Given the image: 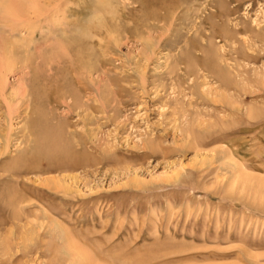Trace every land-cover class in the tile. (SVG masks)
<instances>
[{
	"label": "rangeland",
	"instance_id": "1",
	"mask_svg": "<svg viewBox=\"0 0 264 264\" xmlns=\"http://www.w3.org/2000/svg\"><path fill=\"white\" fill-rule=\"evenodd\" d=\"M35 1L41 14L4 27L24 39L34 27L38 40L31 68L18 61L0 93V264H73L63 252L74 242L98 263L95 242L107 264H264V0ZM51 47L65 54L43 63ZM29 71L43 78L33 110L24 97L6 120ZM42 109L72 159L8 171L33 150L45 123L35 137L24 125Z\"/></svg>",
	"mask_w": 264,
	"mask_h": 264
},
{
	"label": "bare ground",
	"instance_id": "2",
	"mask_svg": "<svg viewBox=\"0 0 264 264\" xmlns=\"http://www.w3.org/2000/svg\"><path fill=\"white\" fill-rule=\"evenodd\" d=\"M44 1V0H43ZM42 1V2H43ZM51 0H45L44 1V3H45V5H47L48 6V3L50 2ZM58 1V0H57ZM108 0H101L100 2H98L97 3V7H98V9L97 10H104V9H106L109 5L107 4L108 2H107ZM136 1H140V0H136ZM56 2V1H55ZM38 3H40V2H38ZM213 3V2H212ZM224 3V2H223ZM51 4V3H50ZM49 4V5H50ZM220 4V3H219ZM52 5V4H51ZM114 5V4H113ZM46 7V6H45ZM61 7V6H60ZM64 7H65V5H64ZM63 7V8H64ZM62 8V9H63ZM66 9V8H65ZM112 9V8H111ZM29 10H33V11H35V12H38L39 14H41L40 12H41V6H39L38 4H37V2L35 1V0H0V93H3L4 91H6L5 90V88L7 87V79H6V75L8 74V72L9 71H11V70H13V68L16 66V64L18 63V61H22L23 63H24V65H26V68L27 69H29V67H30V65L32 64V61H34L33 59H34V55H33V50H35V49H37V48H34V49H32L31 48V46H30V43H31V41H34V40H38L37 38V36H36V33H38V32H34V27H33V29H31V31L30 32H27V36H25V39L23 38V36L21 37L20 35H19V33L18 34H16V30H15V28L13 27V26H11V27H9L10 29H7V30H4V27H5V23H6V21H7V19L8 18H13V19H17V18H15V17H20V16H24L26 13H28V12H30ZM44 10V9H43ZM109 10V9H108ZM32 12V11H31ZM55 12V11H54ZM63 12H64V10H63ZM112 12V11H111ZM34 13V12H33ZM39 14H37V15H39ZM109 14V13H108ZM112 14V13H111ZM31 15V14H30ZM36 14L33 16V17H35V16H37ZM42 15H43V11H42ZM66 15V14H65ZM113 15V14H112ZM26 16V15H25ZM29 16V15H28ZM113 17V16H112ZM46 19V18H45ZM65 21H66V19H65ZM18 22V21H17ZM27 22V21H26ZM42 23V22H41ZM20 24V23H19ZM102 24V23H101ZM92 26V25H91ZM26 27V26H25ZM45 27V26H44ZM83 27V26H82ZM93 27H94V25H93ZM150 27H152V25H146V28H150ZM28 28V27H27ZM31 28V27H30ZM65 28V27H64ZM67 29V28H66ZM13 30H15V33H13ZM64 30V29H63ZM76 30V29H75ZM88 30V29H87ZM44 31V30H43ZM66 31V30H65ZM6 33V34H2V33ZM18 32V31H17ZM64 32V31H63ZM67 32V31H66ZM50 33V32H49ZM61 33V32H60ZM40 34V33H39ZM8 35H9V37H8ZM64 35H65V33H64ZM46 36L47 35H42V37L40 36V38H42V39H47L46 38ZM66 36V35H65ZM65 36L63 37V38H65ZM79 36V35H78ZM83 36V35H82ZM48 37V36H47ZM74 37V36H73ZM62 39V38H61ZM72 39V38H71ZM78 39V40H77ZM40 40V39H39ZM68 40V39H67ZM66 40V38L64 39V40H62L60 43H59V45L60 46H62V47H66V48H64V49H67V48H69V46H68V43L67 42H69V43H73V42H70V41H67ZM43 41V40H42ZM41 41V42H42ZM54 41V40H53ZM72 41V40H71ZM38 43H40V42H38L37 41V44ZM56 43V42H55ZM83 43H81L80 42V40H79V38L77 37V38H75L74 39V45L76 46V49L75 50H77L78 52L80 51V49L82 48V45ZM35 45V44H34ZM51 45V44H50ZM57 46H58V44H56ZM55 45V46H56ZM70 45V44H69ZM54 46V47H55ZM85 46V45H84ZM32 47H34V46H32ZM50 47V46H49ZM62 47H59V49H61ZM210 48V47H209ZM32 49V50H31ZM59 49H57V47L56 48H54V49H52V47H51V49L48 51V52H46L45 54L44 53H42V56H41V61L44 63H49L50 62V64L52 63V59H56V58H61V56L63 55V54H65L64 52V49H62L61 50V52H60V50ZM41 50V49H40ZM59 50V51H58ZM191 50V49H190ZM32 51V52H31ZM63 51V52H62ZM202 51V50H201ZM25 52V55L23 54ZM44 52V51H43ZM203 52H205V50H203ZM63 53V54H62ZM190 53H192V52H190L189 50L187 51H185V53H184V55H183V58H181V60H183V63L186 65V66H184L185 68H187V70L189 69V66L191 65V64H193V63H195L196 64V62H191V61H195L196 59H195V57H193L194 58V60L193 59H191V54ZM206 53V52H205ZM22 54H23V57H22ZM35 54V53H34ZM76 54V53H75ZM204 54V53H203ZM79 55V54H78ZM192 55H193V53H192ZM36 56H38L37 54H35V57ZM57 56V57H56ZM194 56V55H193ZM39 57V56H38ZM201 59L202 58H204V59H202L203 60V63H205V64H211L212 62H213V64H211V65H213V66H216L215 65V61H214V59L213 60H211V57H207L206 55H203V57H200ZM39 59H40V57H39ZM60 60V59H59ZM79 60H80V58H79ZM181 60L179 59V63H181ZM202 60L200 61V59L199 60H197L198 62H202ZM175 63H177L178 64V62H176V61H174ZM197 62V64H200V63H198ZM203 63H201L200 65H202ZM237 63V62H236ZM49 64V65H50ZM56 64V63H55ZM172 65H168V66H170V68H172L173 66H174V63L172 62L171 63ZM34 65V64H33ZM199 65V66H200ZM207 65V66H208ZM226 65V64H225ZM172 66V67H171ZM203 67H204V65H202ZM210 66V65H209ZM209 66H208V68H209ZM41 67V66H40ZM176 67H178V65L176 66ZM202 67V68H203ZM206 67V66H205ZM204 67V68H205ZM211 67V66H210ZM218 67H219V65H218ZM31 68V67H30ZM212 68V67H211ZM226 68V67H225ZM224 68V69H225ZM232 68V67H231ZM33 69V68H32ZM35 69V68H34ZM213 69H214V67H213ZM212 69V70H213ZM220 70H221V68H219ZM168 70V69H167ZM173 70V69H172ZM175 71H178V68H177V70H176V68L174 69ZM186 70V71H187ZM205 71H206V69H204ZM230 70V69H229ZM235 70V69H234ZM170 71H171V69H170ZM169 71V72H170ZM174 71V72H175ZM185 71V70H184ZM189 71H191V70H188L187 72H189ZM27 72V71H26ZM183 72V71H182ZM215 72H217V68H216V70H215ZM42 73V72H41ZM165 73H168V72H165ZM171 73V72H170ZM178 73V72H177ZM207 73V72H206ZM205 73V74H206ZM209 73V72H208ZM207 73V77L209 76L210 77V75ZM214 73V72H213ZM225 73V72H224ZM25 74V73H24ZM26 74H28L27 76H25L26 77V79L23 77V80L24 81H20V84L15 88L16 90H13V93H10V95L12 96V98H15L14 100H17V102L15 103V104H12V103H10V105H9V107H6L7 108V111H5L4 110V112H5V115H6V120H7V118H8V120L10 119V114L11 113H13V111H16V110H18L19 108H21L20 107V101L22 100V98H28V97H30V99L29 100H27V101H29V103L27 102V107L29 108V106L30 107H32L31 105H32V100H33V102H36V100H34V99H32V97H33V95H34V93L36 92V84H37V81H38V79H39V81H40V78H41V80L43 79L42 78V75L39 77V74L40 73H38V72H35V71H32V72H28V73H26ZM25 74V75H26ZM172 74H173V72H172ZM189 74H190V72H189ZM210 74H211V71H210ZM217 74V73H216ZM215 73H214V75L213 76H215L216 75ZM166 75V74H165ZM168 75H169V73H168ZM176 75V74H175ZM180 75V74H179ZM184 75V74H183ZM225 75V74H224ZM172 77H174L173 75H171ZM170 76V77H171ZM177 76H178V74H177ZM182 76V75H181ZM202 76H204L205 77V75H202ZM213 76H211V77H213ZM222 76V75H221ZM221 76H219V78L221 77ZM45 77V76H44ZM216 77H218V75L216 76ZM46 78V77H45ZM179 78V77H178ZM178 78H176L177 80H178ZM58 79V78H57ZM56 79V80H57ZM181 79V78H180ZM218 80V79H217ZM216 80V81H217ZM228 80V79H227ZM226 80V81H227ZM238 80V79H237ZM239 80H240V78H239ZM242 80V79H241ZM47 81V80H46ZM50 81V80H49ZM205 81V80H204ZM215 81V82H216ZM219 81H220V79H219ZM223 81H224V79H223ZM232 81V80H231ZM235 81H236V78H235ZM218 82V81H217ZM237 82V81H236ZM36 83V84H35ZM49 83V82H48ZM53 83V82H52ZM55 83V82H54ZM53 83V84H54ZM57 83V82H56ZM61 83V82H60ZM223 82L221 81V84H222ZM226 83V82H225ZM224 83V84H225ZM232 83H234V82H232ZM240 83V82H239ZM51 84V83H50ZM66 84V83H65ZM203 84H205L204 82H203ZM36 85V86H35ZM52 85V84H51ZM60 85H62V83L60 84ZM235 85V84H234ZM54 86H56V84L54 85ZM67 86V85H66ZM218 86H219V84H218ZM225 86V85H224ZM227 86V85H226ZM233 86V85H232ZM60 88V90L62 89H64L62 86H59V84L57 83V87H55L56 89L57 88ZM221 87V86H220ZM12 88V87H11ZM49 88V87H48ZM54 88V87H53ZM54 88V92H56V89ZM224 88V87H223ZM222 88V89H223ZM228 88V87H227ZM216 89V88H215ZM218 89H219V87H218ZM221 89V88H220ZM225 89H226V87H225ZM49 90V89H48ZM50 90H52V89H50ZM224 90V89H223ZM207 92H209V93H211L212 91H216V90H214L213 88H212V86H208L207 87V90H206ZM219 91V90H218ZM37 93H39V92H37ZM40 95H41V92L39 93ZM43 95H45L44 93L41 95V96H43ZM60 95V94H59ZM36 96H38V95H36V93H35V97ZM45 97V96H44ZM47 97V96H46ZM11 98V99H12ZM18 98H19V100H18ZM34 98V97H33ZM38 98V97H37ZM56 98V97H55ZM36 99V98H35ZM41 99V98H40ZM39 98L37 99V100H40ZM46 99V98H45ZM216 100V99H215ZM37 103H38V101H37ZM37 103H36V105H35V103L33 104V106L35 105L36 107L39 105H37ZM29 104V105H28ZM13 108H12V107ZM36 107H35V109H36ZM0 108H2V105H1V103H0ZM8 108H9V110H8ZM39 107H37V109H38ZM239 108V107H238ZM11 109V110H10ZM23 109V108H22ZM30 110V109H29ZM32 110H33V107H32ZM41 110V109H40ZM40 110H38V111H40ZM43 110V109H42ZM1 111H2V109H1ZM38 111H36L37 113H38ZM20 112V111H19ZM18 112V113H19ZM26 111H24V113H25ZM32 112V111H31ZM36 112H33V114L35 113L36 114ZM43 112H44V110L42 111V116H41V114H40V116L39 115H37L36 116V118L37 119H34V116L32 115V114H30V115H32L33 117H30L31 118V120L30 119H27V123L26 122H24V123H26L25 125H24V127H26V130H28L29 132H31L32 134L34 133V132H32L34 129H35V126L36 127H38L39 125H35L36 123H37V121L36 120H38V121H40V122H38L37 124H39V123H41V122H43V125H44V123L45 122H47L48 121V118H45L47 115L45 114V113H47L46 112V110H45V112H44V114L46 115V116H44L43 115ZM50 112V111H49ZM225 112V111H224ZM51 113V112H50ZM20 114V113H19ZM48 114V113H47ZM4 115V116H5ZM29 115V116H30ZM48 116H50V115H48ZM24 117V116H23ZM25 118V117H24ZM24 118H22V119H24ZM32 118L35 120H32ZM51 118V117H50ZM25 120V119H24ZM46 124H47V126H46ZM51 124L52 125H50V124H48V123H45V125L43 126V128H42V130H41V132H39V129H38V138H40V140H38V138L36 137V141L34 142V145H33V150H30V151H28L27 150V152L24 154V156H21V154H20V157H16V158H13L12 157V161L11 160H9V161H11L10 162V164L7 166V170L8 171H10V170H24L25 172L26 171H32V170H40V169H42L41 167L42 166H40L41 165V162H40V160L41 161H45V164L44 165H46V167L48 166V168L50 167L49 165L51 164V165H56L57 167L58 166H62V163L63 162H61V163H57V162H60V161H64L65 159H67V161H68V159L70 158V159H72V156H73V154H71V148L72 147H70V146H72L69 142H70V140H68V139H66V134L64 135V131H62V128H61V126L57 123V124H53L52 122H51ZM35 125V126H34ZM49 125V126H48ZM23 128V127H22ZM30 128L32 129L31 131H30ZM56 130H55V129ZM41 129V128H40ZM23 130H25V129H23ZM35 131V130H34ZM36 131H37V129H36ZM62 131V132H61ZM1 132V131H0ZM26 133V132H25ZM35 134H36V136H37V133H34V136L33 137H35ZM27 135V134H26ZM6 136V135H5ZM31 136V135H30ZM6 138V137H5ZM43 142V143H42ZM6 143V142H5ZM40 146V147H39ZM42 146V147H41ZM6 147V146H5ZM3 151L5 150V149H2ZM1 150V151H2ZM25 150V149H24ZM5 152V151H4ZM22 152V151H21ZM30 152V153H29ZM1 154H2V152H0ZM23 154V153H22ZM43 160H42V159ZM79 159V158H78ZM75 160H76V157H75ZM71 164V163H70ZM3 165V164H2ZM69 165V164H68ZM73 165V164H72ZM60 167H58V168H60ZM57 168V169H58ZM62 168V167H61ZM67 168V167H66ZM4 169V168H3ZM6 169V168H5ZM4 169V171H6ZM44 171V170H43ZM6 173H8V172H6ZM10 173V172H9ZM13 173V172H12ZM19 174V173H18ZM8 175H10V174H8ZM11 175H13V174H11ZM15 175V174H14ZM19 175H22V174H19ZM52 178V177H51ZM55 178V177H54ZM245 178V177H244ZM7 179H9V178H7ZM49 179H50V177H49ZM63 179V178H62ZM52 180V179H51ZM61 180V179H60ZM17 182H18V180H16ZM15 181V182H16ZM16 182V183H17ZM56 182V181H55ZM19 183V182H18ZM60 183V182H59ZM52 184H54L55 185V183H50V181H48V179H47V181L45 182V185L47 186V187H50ZM56 185H58V184H56ZM59 186V185H58ZM55 187V186H54ZM52 189H54V188H52ZM58 191V190H57ZM24 198V197H23ZM16 200V199H15ZM21 200L22 199H20V203H21ZM25 201V200H24ZM22 202H23V200H22ZM50 213V212H49ZM44 215V214H43ZM44 217V216H43ZM46 217H47V215H46ZM48 222V221H47ZM57 222V221H56ZM50 223V222H49ZM58 224V223H57ZM62 231V230H61ZM64 232V231H63ZM69 232V231H68ZM65 236V235H64ZM64 236H62V238L64 237ZM67 239V238H66ZM71 241V240H70ZM76 242H79V241H77V239H76ZM84 242V241H83ZM108 242V241H107ZM65 243V242H64ZM106 244V243H105ZM93 245H94V249L96 250V255H97V257H99V259H100V261H101V259H102V261L105 259V258H107V256L104 254V251L102 250V248H101V245H99L97 242H95V243H93ZM81 246V245H80ZM109 246H112V244H110ZM62 247V246H61ZM64 247H65V245H64ZM64 247H62V248H64ZM62 248L60 249V252H62ZM69 248V249H68ZM89 248V247H88ZM59 249V248H58ZM67 249H68V251H64L63 252V254H65L66 256L68 255V254H70L71 256H72V260H71V262L73 263V261H76L75 263H73V264H102V262L100 263V261H99V263H98V261H97V259H93L94 257H92L91 255H90V253H88L87 251H85V250H83V249H81L79 246H78V244H75V242L74 243H69L68 245H67ZM64 250H65V248H64ZM90 250V249H89ZM92 250V249H91ZM58 252H59V250H58ZM59 252V253H60ZM66 252H67V254H66ZM90 252H93V251H90ZM95 252V251H94ZM62 254V253H61ZM70 255H68L69 257H70ZM92 257V259H93V261L91 260V257ZM128 257H129V259H130V256H128V255H126V254H123V255H120V257H119V259H123L124 260V262H125V264H132V262L134 261H130L129 259H128ZM60 258H62V257H60ZM119 259H118V263H119ZM64 260V259H63ZM150 260L151 259H148V258H146V259H140V260H138L137 261V264L138 263H140V264H151V262H150ZM96 261V262H95ZM104 262V261H103ZM60 263V262H59ZM58 263V264H59ZM105 263V262H104ZM107 263H109V261L107 262V260H106V263L105 264H107ZM123 262H121L120 264H122ZM133 264H135V263H133Z\"/></svg>",
	"mask_w": 264,
	"mask_h": 264
}]
</instances>
